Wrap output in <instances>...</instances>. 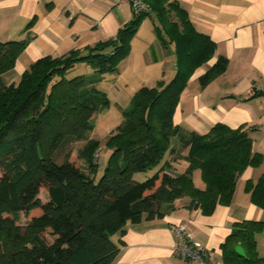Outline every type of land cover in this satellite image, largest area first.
<instances>
[{
  "label": "trees",
  "instance_id": "obj_1",
  "mask_svg": "<svg viewBox=\"0 0 264 264\" xmlns=\"http://www.w3.org/2000/svg\"><path fill=\"white\" fill-rule=\"evenodd\" d=\"M150 11L136 13L117 35L92 46L71 50L63 56H44L26 69L18 82L6 84L2 75L11 70L26 47V40L0 42V264H113L128 221L139 223L144 215H161L158 204L189 196L203 212L229 204L239 175L261 163L253 151V139L245 126L233 129L216 124L208 133L185 131L174 122L180 97L192 75L215 55L216 43L196 30L178 0H144ZM168 5L166 8L165 5ZM174 10L180 19H171ZM156 15L155 32L161 43L173 44L176 73L170 81L141 86L122 110L123 119L109 136L112 149L104 172L95 178L99 141L88 139L96 114L110 106L106 92L98 87L106 73L117 72L127 58L132 41L147 15ZM32 22L29 24L31 26ZM93 72L68 78L77 64ZM219 57L200 77L207 85L227 68ZM174 137L188 162L185 171L168 168L167 157L179 153ZM88 139L86 149L75 155L73 140ZM89 164L85 171L79 161ZM158 169L145 180L137 174L152 166ZM199 170L205 188L196 186L193 172ZM48 191L43 201L40 189ZM246 190L264 209V173ZM21 213L28 221L20 223ZM264 220H242L221 244L229 264H263L256 234ZM242 245L247 257L235 252Z\"/></svg>",
  "mask_w": 264,
  "mask_h": 264
},
{
  "label": "crops",
  "instance_id": "obj_2",
  "mask_svg": "<svg viewBox=\"0 0 264 264\" xmlns=\"http://www.w3.org/2000/svg\"><path fill=\"white\" fill-rule=\"evenodd\" d=\"M188 12L197 31L216 43L214 57L196 70L181 94L174 122L183 130L208 133L222 123L236 129L245 126L253 139V151L263 156L260 164L248 166L238 177L229 204H218L211 213L203 212L189 196L161 202V215L139 223L128 221L121 251L113 264H186L174 253L175 225H183L196 243L204 246L219 264H229L221 244L242 220H264V209L251 200L246 190L264 173V0H178ZM133 8L119 0H0V42L26 40L15 66L2 75L6 84L18 82L22 73L41 57L63 56L74 49L92 46L117 35L133 17ZM31 26L29 25L30 23ZM154 28V27H153ZM141 31V30H140ZM135 35L130 56L141 45L136 62L151 65L155 78L142 85L153 86L160 79L170 81L176 73V56L171 43H161L155 29L150 42ZM140 39L141 42H136ZM91 40V41H90ZM81 42H88L81 44ZM224 57L225 72L205 86L200 77ZM80 64L76 65V67ZM92 69V68H90ZM124 64L119 65V74ZM93 70L88 73H92ZM127 108L130 101H126ZM108 110V109H107ZM178 154V155H177ZM167 157L170 171L180 173L188 166L186 150ZM197 187L205 188L199 170L193 172ZM259 256L264 258V231L256 234ZM264 264V263H263Z\"/></svg>",
  "mask_w": 264,
  "mask_h": 264
},
{
  "label": "rangeland",
  "instance_id": "obj_3",
  "mask_svg": "<svg viewBox=\"0 0 264 264\" xmlns=\"http://www.w3.org/2000/svg\"><path fill=\"white\" fill-rule=\"evenodd\" d=\"M165 6L166 8L168 7L167 4ZM169 14L173 21L180 22L176 11L169 10ZM156 25L160 26L159 20L156 15L152 14L145 16L138 30H141L140 36H142V38L145 37V40H147V42H150L149 38H152L154 29L153 27H155ZM160 30L163 33V29L161 28V26ZM136 42H141V40L137 39ZM85 43L88 42H81V44ZM140 49L141 45L138 44L136 46V52L132 54L131 58L128 59V57L130 56L129 55L127 58L123 59L120 62L119 65H121L122 63L124 64V70L121 74H119L120 72L118 71L106 73L103 76L102 82L98 84V87L107 93L110 99V106L108 110L104 109L95 115L93 119L95 122V128L93 131L88 133V139L93 138L99 141V146L97 148L98 152L93 158V161L96 162V179H99L103 174L107 161L111 155L112 149L108 145V138L122 122V110L124 109V102L131 100L134 93L145 83L146 79H158L160 77L159 76L158 78H155V70L151 69L152 64L147 67L143 64L140 65V68L136 63L138 61V59H136V56H139ZM90 68V65H87L85 63L80 64L74 69L70 70L67 74V77L73 78L80 74L89 75L88 71L90 72L92 70ZM88 139L70 141L66 145V147L61 150L59 161H62L64 154L70 148H72L75 155L78 156L79 153L81 154L86 149ZM173 144L177 150L181 149L182 145L178 137H174ZM79 164L85 171L89 172L88 162H86L85 160H80ZM156 166L157 165L152 166L147 172L138 173L136 176L137 179L143 181L147 177L151 176L158 169V167ZM1 176L2 171L0 170V177ZM39 196L43 201H48L49 199L48 191L45 188L40 189ZM20 218L21 224H25L28 221V218L23 213H21Z\"/></svg>",
  "mask_w": 264,
  "mask_h": 264
},
{
  "label": "built area",
  "instance_id": "obj_4",
  "mask_svg": "<svg viewBox=\"0 0 264 264\" xmlns=\"http://www.w3.org/2000/svg\"><path fill=\"white\" fill-rule=\"evenodd\" d=\"M119 2L130 5L136 13L150 11L149 5L144 0H119ZM261 93L264 96V85L261 87ZM173 230L177 235V244L173 251L186 264H219L208 249L196 243L187 234L183 225H175Z\"/></svg>",
  "mask_w": 264,
  "mask_h": 264
},
{
  "label": "water",
  "instance_id": "obj_5",
  "mask_svg": "<svg viewBox=\"0 0 264 264\" xmlns=\"http://www.w3.org/2000/svg\"><path fill=\"white\" fill-rule=\"evenodd\" d=\"M235 252L241 257H247L246 251L242 245H239V244L236 245L235 246Z\"/></svg>",
  "mask_w": 264,
  "mask_h": 264
}]
</instances>
